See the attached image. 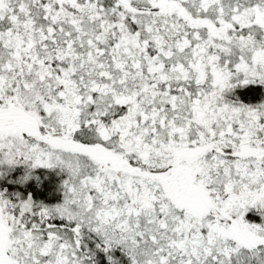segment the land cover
I'll return each instance as SVG.
<instances>
[{"label":"snow or ice","instance_id":"6c2138e0","mask_svg":"<svg viewBox=\"0 0 264 264\" xmlns=\"http://www.w3.org/2000/svg\"><path fill=\"white\" fill-rule=\"evenodd\" d=\"M0 264H264V0H0Z\"/></svg>","mask_w":264,"mask_h":264}]
</instances>
